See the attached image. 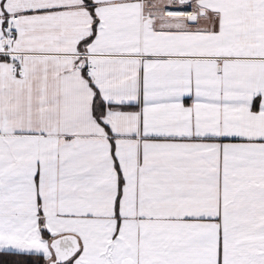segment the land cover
<instances>
[{
	"label": "snow or ice",
	"instance_id": "6c2138e0",
	"mask_svg": "<svg viewBox=\"0 0 264 264\" xmlns=\"http://www.w3.org/2000/svg\"><path fill=\"white\" fill-rule=\"evenodd\" d=\"M0 264H264V0H0Z\"/></svg>",
	"mask_w": 264,
	"mask_h": 264
}]
</instances>
